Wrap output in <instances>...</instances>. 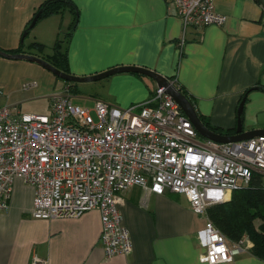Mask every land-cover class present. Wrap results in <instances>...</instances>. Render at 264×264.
Returning <instances> with one entry per match:
<instances>
[{
	"label": "crops",
	"instance_id": "0c3cea01",
	"mask_svg": "<svg viewBox=\"0 0 264 264\" xmlns=\"http://www.w3.org/2000/svg\"><path fill=\"white\" fill-rule=\"evenodd\" d=\"M43 1L0 0L1 50L21 46L22 52L48 56L61 40L71 74L90 75L122 65L148 68L182 88L198 113L224 134L235 127L244 95L243 129L264 127L257 123V114L264 112V91L252 89L264 88V13L257 0H215L226 22L184 31L169 0H71L77 21L68 36L74 16L65 9L40 18L22 39ZM34 42L43 45L41 52ZM47 46H52L51 54L45 52ZM48 71L38 63L0 55V108L39 113L45 101L48 113L49 96L55 92ZM32 81L35 86L23 87ZM98 83L93 103L101 99L121 108L146 100L156 88L150 77L132 72ZM32 198L33 188L16 179L8 209L0 211V264H30L34 256L44 260L38 264H208L199 260L203 248L196 239L204 217L191 210L183 195L153 194L137 185L119 193L132 250L110 259L104 258L99 240L98 210L78 217L34 218ZM217 264L264 261L243 252Z\"/></svg>",
	"mask_w": 264,
	"mask_h": 264
},
{
	"label": "built area",
	"instance_id": "2783aa9c",
	"mask_svg": "<svg viewBox=\"0 0 264 264\" xmlns=\"http://www.w3.org/2000/svg\"><path fill=\"white\" fill-rule=\"evenodd\" d=\"M169 1L183 31L226 22L215 0ZM49 105L48 113L0 108V211L8 209L13 183L20 179L33 188L34 218L78 217L96 209L104 258L126 256L132 242L118 194L137 185L153 194L183 195L204 217L196 232L201 262H229L246 252L244 240H228L206 209L255 177L264 189V135L234 142L202 137L177 102L157 87L126 108L101 99L92 109L83 108L63 92H53ZM39 262L44 260L34 256L30 264Z\"/></svg>",
	"mask_w": 264,
	"mask_h": 264
},
{
	"label": "trees",
	"instance_id": "16d2710c",
	"mask_svg": "<svg viewBox=\"0 0 264 264\" xmlns=\"http://www.w3.org/2000/svg\"><path fill=\"white\" fill-rule=\"evenodd\" d=\"M45 1L46 0L37 7L34 14L42 7ZM65 9H68L74 16L69 26V31L66 34L68 36L77 21V9L71 0H56L49 3L42 11L39 19L50 14L62 13ZM32 45H34L39 52L42 51V44L34 42ZM7 52L19 53L22 52V48L19 46L14 50H7ZM41 57L57 69L70 73L68 70L66 48L63 47L61 40H56L51 55ZM65 83L68 84L66 85L68 89L74 88L75 90L73 83H68V81H65ZM179 89L195 107V103L191 96L182 90V88L179 87ZM250 90L251 89L246 90L244 94ZM198 116L207 128L216 133L224 134L222 129L212 126L199 113ZM234 130L235 127L227 129L226 134L233 133ZM259 182L260 178L255 177L248 186L233 191L228 200L209 206L206 209V217L228 240L238 241L243 239L247 244L246 252H250L256 258L264 261V189L259 186ZM256 221H258L257 224Z\"/></svg>",
	"mask_w": 264,
	"mask_h": 264
},
{
	"label": "water",
	"instance_id": "95a60500",
	"mask_svg": "<svg viewBox=\"0 0 264 264\" xmlns=\"http://www.w3.org/2000/svg\"><path fill=\"white\" fill-rule=\"evenodd\" d=\"M53 1L56 0H46L43 3L42 7L34 14L31 21L26 25V27L23 30L22 39L28 34L30 29L34 27L45 7ZM257 1L259 2L262 11L264 13V0H257ZM0 55L10 59H21V60L23 59L38 63L41 66L45 67L47 70H49L51 73H53L56 77H59L64 81H68L71 83L101 80L121 72H132V73L142 74L150 77L155 82L157 88H163L164 91L177 102L181 110L184 112L186 118L191 121L198 134L201 135L202 137L209 138L218 142H234L238 140L249 139L254 136L264 135V127L251 128L249 130L243 129V120H244L243 112H244V103L246 100V95L243 96L240 103L238 104L237 122L233 134H221V133H216L210 130L209 128H207L200 120L194 105L187 98V96L184 93H182L179 87L175 86L167 76H163L154 70L144 67H138V66L122 65V66L111 67L94 74L80 76V75H74L71 73L63 72L57 69L56 67H54L43 57L31 53H26V52L9 53L7 51L0 49ZM252 89L264 91V88L260 86H255ZM257 123L260 125L262 124L264 125V112L257 114Z\"/></svg>",
	"mask_w": 264,
	"mask_h": 264
},
{
	"label": "rangeland",
	"instance_id": "374dc122",
	"mask_svg": "<svg viewBox=\"0 0 264 264\" xmlns=\"http://www.w3.org/2000/svg\"><path fill=\"white\" fill-rule=\"evenodd\" d=\"M63 36H64V32L61 33V37H63ZM45 52L47 54H51L52 53V46H47L45 49ZM51 74L54 78V82L52 84V87H53V90H55V92L66 93L70 97V101L74 105H78L80 107L88 108V109H92V107H93V93H95L97 91V85L99 84L98 82L105 79L104 78V79L95 80V81H85V82L73 83L74 86H76V89L74 90V88H72L71 90H69L63 79L56 77L53 73H51ZM39 107H40L39 108L40 110H38V112L44 113L45 101H43V103L39 104ZM91 114L93 117H95L93 112H91ZM181 199H182V197H181ZM257 223H258V221H256V224Z\"/></svg>",
	"mask_w": 264,
	"mask_h": 264
}]
</instances>
